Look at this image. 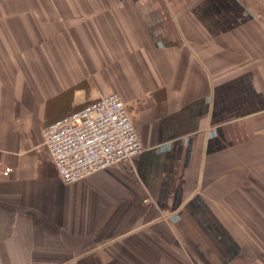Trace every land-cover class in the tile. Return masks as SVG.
Returning a JSON list of instances; mask_svg holds the SVG:
<instances>
[{
  "label": "crops",
  "instance_id": "obj_1",
  "mask_svg": "<svg viewBox=\"0 0 264 264\" xmlns=\"http://www.w3.org/2000/svg\"><path fill=\"white\" fill-rule=\"evenodd\" d=\"M114 93L144 150L64 184ZM0 264H264V0H0Z\"/></svg>",
  "mask_w": 264,
  "mask_h": 264
},
{
  "label": "built area",
  "instance_id": "obj_2",
  "mask_svg": "<svg viewBox=\"0 0 264 264\" xmlns=\"http://www.w3.org/2000/svg\"><path fill=\"white\" fill-rule=\"evenodd\" d=\"M43 145L66 185L128 163L144 150L133 115L117 93L101 96L45 126Z\"/></svg>",
  "mask_w": 264,
  "mask_h": 264
}]
</instances>
